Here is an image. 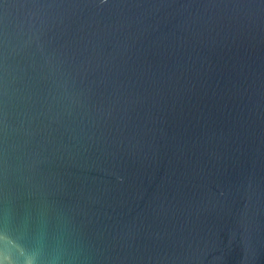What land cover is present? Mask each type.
<instances>
[{"label":"water","instance_id":"95a60500","mask_svg":"<svg viewBox=\"0 0 264 264\" xmlns=\"http://www.w3.org/2000/svg\"><path fill=\"white\" fill-rule=\"evenodd\" d=\"M0 264H264V0H0Z\"/></svg>","mask_w":264,"mask_h":264}]
</instances>
